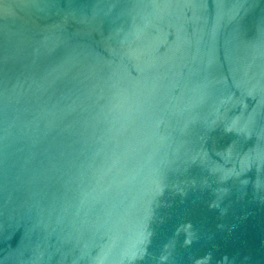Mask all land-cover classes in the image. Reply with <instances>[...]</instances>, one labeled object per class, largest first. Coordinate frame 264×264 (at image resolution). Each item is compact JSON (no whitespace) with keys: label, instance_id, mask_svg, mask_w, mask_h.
Returning a JSON list of instances; mask_svg holds the SVG:
<instances>
[{"label":"water","instance_id":"95a60500","mask_svg":"<svg viewBox=\"0 0 264 264\" xmlns=\"http://www.w3.org/2000/svg\"><path fill=\"white\" fill-rule=\"evenodd\" d=\"M0 264H264V0H0Z\"/></svg>","mask_w":264,"mask_h":264}]
</instances>
